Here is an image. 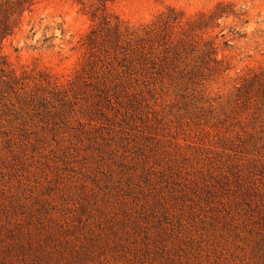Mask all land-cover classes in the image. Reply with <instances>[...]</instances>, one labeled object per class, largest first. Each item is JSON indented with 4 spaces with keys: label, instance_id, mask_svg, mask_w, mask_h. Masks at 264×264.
Instances as JSON below:
<instances>
[{
    "label": "rangeland",
    "instance_id": "374dc122",
    "mask_svg": "<svg viewBox=\"0 0 264 264\" xmlns=\"http://www.w3.org/2000/svg\"><path fill=\"white\" fill-rule=\"evenodd\" d=\"M105 18L145 56L89 47ZM2 55L38 87L0 101V264H264V102L239 98L264 0H43Z\"/></svg>",
    "mask_w": 264,
    "mask_h": 264
},
{
    "label": "trees",
    "instance_id": "16d2710c",
    "mask_svg": "<svg viewBox=\"0 0 264 264\" xmlns=\"http://www.w3.org/2000/svg\"><path fill=\"white\" fill-rule=\"evenodd\" d=\"M40 1L43 0H0V101L5 100L12 94L17 95V92H21V97L29 96L30 101L26 103H28V105L32 103V96L35 95L34 89L38 87V83H36L37 80H35L36 82H33L34 80H32L31 77H18L16 72L8 64L6 58L2 55V48L4 43L9 38L15 35L19 25L23 20L24 15L27 12H30L32 8ZM229 7L231 6L219 4L213 14H211L210 16L202 14L200 16V20L195 24V26L202 27L205 25V27L208 28L213 26L219 20L225 17L228 18L232 13L228 12L227 8ZM181 19V16L176 14L174 10H170L168 15L160 18L156 28L147 29V35L151 36L154 34H158V36H160V34H163V36L161 37H163V40H166L170 36L169 31L171 29V24H178ZM179 24H181V22H179ZM124 34H126V37H124V35L122 34V27L120 22H117L116 25L113 26L112 22H108L105 18V20L100 24L99 28L95 31H92V33L90 34L89 47H92L93 50L101 49L106 44L108 46L111 45L118 48L121 45V40H126L128 38V42L126 43V53L129 52V56L134 58L139 57L140 55L145 56V44H142L143 41L137 37V34L129 31V29H126ZM184 44L186 43L181 42L180 46H183L185 48ZM205 47L206 52L204 57L206 59H209L210 61L213 60L212 62L215 65H218V62L215 59L216 50L213 45H205ZM165 50L166 52L164 54L166 55V60H169L168 56L171 53L169 52V50ZM152 57L153 54H151L148 58ZM213 57L214 59H212ZM88 68H90V72H93L96 70V65L94 66V63H90ZM84 73H87V71H85ZM39 78L41 81L42 76H40ZM30 80H32V83H34L33 88L30 86ZM89 80V75L84 74V76L78 78L74 85L80 86L81 83H84L86 85ZM40 81L38 80V82ZM94 88L96 92L97 90H99L98 87ZM28 90H30V93H27ZM66 94L67 93L62 94L59 92V94L55 96L56 99L60 100L59 97L64 95L62 99V102H64L66 100V97H68V95ZM241 96L246 99V102L251 100L264 102V73L257 74L251 80L246 81L243 87L242 95H240L239 98Z\"/></svg>",
    "mask_w": 264,
    "mask_h": 264
}]
</instances>
